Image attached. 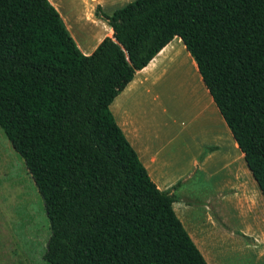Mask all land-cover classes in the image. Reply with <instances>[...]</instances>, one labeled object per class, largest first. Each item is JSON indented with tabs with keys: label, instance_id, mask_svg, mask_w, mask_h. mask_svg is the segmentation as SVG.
I'll return each mask as SVG.
<instances>
[{
	"label": "trees",
	"instance_id": "1",
	"mask_svg": "<svg viewBox=\"0 0 264 264\" xmlns=\"http://www.w3.org/2000/svg\"><path fill=\"white\" fill-rule=\"evenodd\" d=\"M91 56L49 0H0V127L50 222V264H208L110 105L176 37L264 195V0H136ZM212 149H208L206 153Z\"/></svg>",
	"mask_w": 264,
	"mask_h": 264
},
{
	"label": "crops",
	"instance_id": "2",
	"mask_svg": "<svg viewBox=\"0 0 264 264\" xmlns=\"http://www.w3.org/2000/svg\"><path fill=\"white\" fill-rule=\"evenodd\" d=\"M49 1L91 56L114 37L97 8L112 15L136 0ZM110 109L157 187L178 186L174 210L208 264H264L263 192L180 37L137 72Z\"/></svg>",
	"mask_w": 264,
	"mask_h": 264
},
{
	"label": "rangeland",
	"instance_id": "3",
	"mask_svg": "<svg viewBox=\"0 0 264 264\" xmlns=\"http://www.w3.org/2000/svg\"><path fill=\"white\" fill-rule=\"evenodd\" d=\"M49 236L43 199L0 127V264H50L44 259Z\"/></svg>",
	"mask_w": 264,
	"mask_h": 264
}]
</instances>
